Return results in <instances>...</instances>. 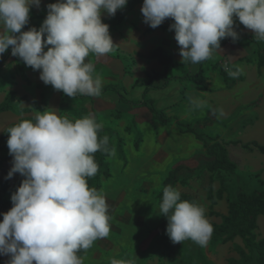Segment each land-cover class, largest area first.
Masks as SVG:
<instances>
[{"label": "clouds", "instance_id": "clouds-1", "mask_svg": "<svg viewBox=\"0 0 264 264\" xmlns=\"http://www.w3.org/2000/svg\"><path fill=\"white\" fill-rule=\"evenodd\" d=\"M127 3L57 0L47 5L39 29L22 31L29 24L30 9L39 8L41 0H0V57L11 48L12 56L39 71L45 85L68 97L98 96L102 80L94 77L95 67L87 58L113 49L102 14L114 16ZM141 12L152 28L167 18L174 21L170 30L175 32L181 63L203 62L217 52L222 39L237 40L234 17L264 41V0H143ZM239 74V69L229 71L233 77ZM101 128L91 115L73 121L50 108L8 128L13 159L7 178L16 173L24 178L0 221V255L10 257L6 264H83L78 253L109 235L107 198L87 183L99 169L94 154L108 151V137L99 136ZM159 207L173 243L207 245L213 226L201 205L182 200L181 192L167 185Z\"/></svg>", "mask_w": 264, "mask_h": 264}, {"label": "crops", "instance_id": "crops-1", "mask_svg": "<svg viewBox=\"0 0 264 264\" xmlns=\"http://www.w3.org/2000/svg\"><path fill=\"white\" fill-rule=\"evenodd\" d=\"M49 1H52V3L57 2H55V0H41L39 8L33 6L30 9V16H45L47 14L45 7ZM142 4L143 0H140L134 9L126 15L121 25L109 30L114 44L113 49L109 53L105 55L90 53L87 58L95 67L93 73L94 77H99L102 80V88L109 85L114 86L120 91L121 96L132 102H138L142 98L144 87L140 82L146 80L147 76L153 73L162 72L163 68L161 64L157 60L150 58L151 51L156 47H162L172 55L176 63L180 64V66L176 67L172 72L173 75L182 76L186 73L193 74L197 72L199 66V63H197L198 66L191 62L181 63L182 57L179 54V45L174 38V30H170V28L163 30L159 27L152 32L147 31L150 26L144 22V17L141 12ZM111 17L112 16H109L106 12L102 14V20H108ZM45 18L46 17L32 20L27 30L32 27L39 29ZM234 21L235 23H240L239 21ZM172 23H174V21L171 18H167L160 26H170ZM245 32L254 35L251 29H246ZM251 46L252 49L249 48ZM46 50L47 49H45V51ZM250 52L253 53L254 57L250 56ZM4 55L5 54H3L0 59L3 58ZM115 55L120 56L122 60L116 59ZM214 57L216 58L213 61L215 63H210L212 61L211 58ZM211 58L207 59L205 63L207 68L206 72L198 78L200 84L193 82H184L180 84L178 81H172L166 89L148 91L147 98L154 100L156 107L163 109L167 116L178 118L183 122H188L193 125L197 132L202 133L206 139L216 138L218 142L223 144L218 135L209 136L208 131L205 130L214 125L217 121V117L224 116V114L217 112L218 106L216 105H221L220 103H215L212 109H207L206 116L200 123L192 119L187 120L186 118L179 117L175 109L179 106L186 105V94L183 95L182 92L185 91L186 87H189L188 85L191 87V85H201L202 83V85L209 89H213V87L221 89L223 86L229 87V85L237 86V88L243 87L242 96L230 100L232 106L236 105L235 111L231 116L239 111L241 107L242 110H246L247 113L245 118L247 123L244 127L243 123L239 124V130L241 127L242 133H239V130L237 131L238 134L235 133L237 140L234 142L235 145H239L244 149V154L240 157V161H243V164H237L231 159L228 148L224 146L227 150L229 159L236 165L237 173H239L240 169L242 170L244 165H248V167L245 169L243 168V170L247 171L249 176H258L259 179L264 181V154H261L254 147H250L249 149L244 147V145H251L252 143L264 146V108H261L264 105V65L261 67L257 66V46L248 39L239 37L237 40H231L221 46L217 49V52L213 53ZM239 64H246V66L250 67L251 80L245 81L242 72L235 77L229 75V70L233 69L232 71L235 72ZM220 70L228 75L227 82L221 76ZM3 71L6 73L4 74L5 76H10V83L9 86L0 91V103L4 100L5 94L8 91H13L15 93V98L12 100L11 104H14L18 98H23V101L19 104V108L26 110V112L17 114L13 109H10L1 113L0 134L8 125L18 122L19 119L29 118L34 120L35 116L40 114V111L50 108L55 109L59 116L67 117L71 120L81 118L85 115H91L102 127L115 132L113 136H118L117 140L121 141V143L124 142V147L122 150L117 149L116 152L113 147L110 155L105 159L104 165L109 173L110 170H112L111 165L113 164V161L111 163L110 160L111 156L116 153L115 155L118 156L119 162L124 163L127 161V158L130 157L133 150V145L135 146L133 143H135L136 137L146 132L148 134L143 136V143H147L148 146H151V150L154 152L150 161L160 163L165 159H169L171 152L172 154L174 153L173 155L176 157L172 165L167 164L165 174L176 165H182L184 166V170L178 178L183 179V177H190L196 173L188 171V169H194L209 160L202 143L196 140L192 134L181 133L174 122L167 124V126L173 125L172 128L166 129V125H161L152 120L151 114L147 109L119 102L117 96L112 92L94 96L92 99L87 97L73 99L66 96L62 91L55 90L51 85H45L39 79L38 70L34 71L31 67L26 66L19 57H14L12 55L0 65V73L3 74ZM154 85H161V82H155ZM63 95L66 96L64 102H62ZM108 97L112 99L109 100ZM259 97L262 98L261 102L259 99L260 103L254 107L250 106L246 108V106L253 104ZM158 102L160 103L158 104ZM221 113L224 112L222 111ZM105 118H107L108 121H105ZM227 119H229V116L222 117V121H226ZM118 126L120 128H118ZM198 126L200 127L199 129L197 128ZM253 127H257L256 138L260 140L256 139V141L251 138L247 140L242 139L246 136V133L243 132H248L247 130H251ZM172 141L173 143L178 141L179 144L176 143L174 146ZM257 154H259L263 160L256 156ZM11 167V163L5 162L0 170V174L4 168L10 171ZM239 175L242 176L245 174L239 173ZM12 177H15L13 183L5 177H0V179L8 180L12 188L14 184L20 180L21 175L16 173ZM210 183L213 188V183L211 181ZM218 189L219 187L216 190L213 188V191L215 192ZM223 198L221 200H223ZM88 251L89 249L84 250V254L81 258L85 257ZM0 259L6 261L7 256L0 255Z\"/></svg>", "mask_w": 264, "mask_h": 264}, {"label": "rangeland", "instance_id": "rangeland-1", "mask_svg": "<svg viewBox=\"0 0 264 264\" xmlns=\"http://www.w3.org/2000/svg\"><path fill=\"white\" fill-rule=\"evenodd\" d=\"M234 20L239 21L235 17ZM254 45L256 46V44ZM259 45L264 49V41H259ZM249 48L252 49V46ZM250 56H253L252 52H250ZM214 59L216 58H211L210 63H215L213 62ZM238 69L242 72L245 81L252 79L249 66L239 64ZM4 74H6L5 71L3 74L0 73V91L4 90L10 83V76ZM188 86L184 91L186 105L176 108V114L179 117L200 123L205 118L207 109H212L215 103H220L221 105H216L218 106L217 112L224 114L225 117L229 116V119L222 121L224 116H219L214 125L205 130L208 131L209 136L218 135L223 145L228 148L231 159L237 164H243L240 157L244 154V149L235 145L234 142L237 140L235 133L239 130V124L243 123L244 127L247 123L245 119L247 113L241 107L231 116L236 105L232 106L230 101L232 98L242 96L243 87L237 88V86L229 85V87L223 86L221 89L218 87L209 89L202 83L201 85ZM108 99L111 100L112 98L108 97ZM259 99L261 102L262 98L259 97L246 108L256 106L260 103ZM261 108L263 109L264 105ZM105 121H108L107 118ZM103 123L105 124L104 121ZM172 127L173 125L165 126L166 129ZM118 128L120 127L118 126ZM241 130L240 127L238 132L242 133ZM256 130L257 127H253V129L247 130L248 132H243L246 133V136L242 139L260 140L256 138ZM145 134L148 133H142L136 137L131 155L124 163L119 162L118 156L114 153L110 159L113 164L109 177L101 176L100 191L105 194L109 205L110 232L107 237L97 239L92 244L86 256L82 258L83 264H113V261L127 260H133L134 264H229L230 260L238 259L235 250L236 247L243 246L240 238L216 246L210 244V239L206 246H200L191 240H185L182 243L171 241L166 234L167 222L164 224L160 222L161 212L156 195L161 188L162 179L167 175V173L165 174L167 164L172 165L176 157L171 152L169 159L160 163L150 161L154 152L151 150V146L143 143ZM117 139L118 136L112 135L111 142L115 152L124 147V142L121 143ZM176 143L179 144L178 141L174 143L172 141L174 146ZM256 156L261 159L259 154ZM247 167L248 165H244L243 168ZM243 168L240 169L239 173L245 175L241 176L236 172L241 179H236L234 176H228L222 172L212 174L203 171L190 177H183L186 179V183L177 182L173 187L179 190L181 194L193 196L197 203L205 209V215L210 223L212 225L219 224L222 216L227 213L228 198L237 191L239 186L249 191L257 187V179L254 176H249V173ZM8 172L9 170L4 168L0 177L7 178ZM7 179L13 183L15 177ZM210 181L213 183L214 190L220 187L221 181L227 190L223 200L217 201L212 209L214 212L212 215L209 214V201L206 199ZM11 195L7 194L6 197L11 200ZM257 225L255 235L256 239L259 240L264 238V218L262 216L258 218Z\"/></svg>", "mask_w": 264, "mask_h": 264}, {"label": "trees", "instance_id": "trees-1", "mask_svg": "<svg viewBox=\"0 0 264 264\" xmlns=\"http://www.w3.org/2000/svg\"><path fill=\"white\" fill-rule=\"evenodd\" d=\"M140 2V0H128L127 5L124 9L118 10L114 16H112L108 20H102L104 23L109 25V30L113 29L116 26H119L123 23L124 18L128 15L134 7ZM52 1L47 3L51 4ZM47 5L45 7L47 11ZM47 15V14H46ZM45 16H30L29 23L37 18H44ZM166 20V19H165ZM28 25L22 29V31H27ZM161 28L163 30L169 29L170 26H158L156 28ZM156 28L149 27L147 29L148 32H152ZM234 29L238 32L239 37H243L256 44L257 46V66L261 67L264 65V49L259 45V40H257L254 35L248 34L245 32L246 28L244 25L240 23H234ZM233 40L231 37L224 38L220 41V47ZM11 55V48L5 53L4 57L0 59V65L4 63L9 56ZM116 59L122 60V58L118 55H115ZM150 58L157 60L162 66L161 73H153L152 75L147 76V79L141 81L140 84L144 87V91L142 94V98L138 102H132L121 96L120 91L116 89L114 86H105L101 89V94L106 92L114 93L119 102H124L133 105L134 107L145 108L151 114L152 120L158 122L161 125H167L171 122H174L178 127L181 133H189L192 134L196 140L200 141L203 145L205 153L209 160L204 164L197 166L194 169H188V171H193L196 174L200 173L203 170H206L212 174L222 172L228 176H234L236 179L240 177L237 176L236 173V165L229 159L227 150L225 146L218 142L216 138L214 139H206V137L197 132L193 125L188 122H183L175 117L167 116L163 109H159L156 107V103L154 100L147 98V93L150 90H163L166 89L170 82L178 81L180 84L184 82H193L200 84L198 82V78L201 77L206 72V61L200 62L198 66L197 72L190 74L186 73L182 76L173 75L172 72L174 69L180 64L176 63L172 57L166 50L162 47H156L150 53ZM220 74L223 79L227 82L228 75L220 70ZM155 82H161V85L155 86ZM100 94V95H101ZM184 95V91L182 92ZM90 98L92 99L94 96L91 95H77L71 97L73 99H82V98ZM15 98V93L13 91H8L5 94L4 100L0 103V114L6 112L10 109H13L17 114H22L26 112V110L19 108V104L23 101V98H18L14 104H11L12 100ZM66 100V96L63 95L62 102ZM29 119V118H21ZM71 120V119H70ZM18 121V122H19ZM74 121V120H73ZM16 122V123H18ZM16 123H12L8 125L0 134V170L3 167L5 162H9L12 164V156L9 154V149L7 147L8 133L7 130L9 127L13 126ZM115 132L102 127L99 132V136H107L108 143L107 149L108 151H97L94 156L95 160L99 165L98 172L95 176L88 178L87 183L89 187L96 188L97 190H101V176L106 178L109 177V171L105 168L104 161L110 155L113 145L111 142V137ZM245 148L249 149L250 147L256 148L261 154H264V146L258 145L256 143L246 144ZM184 170V166L176 165L172 169L167 172L166 177L163 179L161 183V188L156 195L157 204L160 206L162 202V191L163 188L167 185L173 186L175 183L180 182L181 184L186 183V179H179V175ZM257 179V187L252 191L244 189L239 186L237 191L231 194L230 198L227 200V214L222 216L221 222L219 224H214L213 232L210 237V244L212 246H216L218 244H225L227 242L233 241L235 238H240L242 240L243 246L236 247V253L238 255V259L230 260L229 264H264V238L259 240L256 239L255 231L257 230V220L260 216L264 218V181L259 179L258 176H254ZM24 177L21 176L20 180H18L14 186L11 188L8 180L0 179V221L3 219V213L9 211L11 209L12 202L10 199L6 197L7 194H13L17 188L19 187L21 181ZM241 179V178H240ZM227 192L225 185L221 181V185L217 191H213L212 184H209L208 192H207V200L210 202V210L209 214L212 215L214 212L212 211L213 206L216 204L217 200H221L224 194ZM182 200H188L192 202H196V199L189 194H181ZM160 222L164 224L167 222L166 217L160 215ZM84 254V250L78 253L79 256ZM10 259L7 256V260L3 261L0 259V264H6V262Z\"/></svg>", "mask_w": 264, "mask_h": 264}]
</instances>
